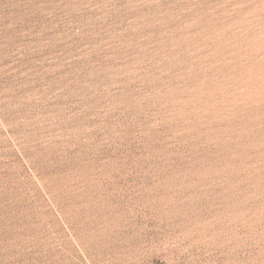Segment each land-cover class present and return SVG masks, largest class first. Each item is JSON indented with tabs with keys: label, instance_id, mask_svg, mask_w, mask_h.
I'll use <instances>...</instances> for the list:
<instances>
[{
	"label": "rangeland",
	"instance_id": "374dc122",
	"mask_svg": "<svg viewBox=\"0 0 264 264\" xmlns=\"http://www.w3.org/2000/svg\"><path fill=\"white\" fill-rule=\"evenodd\" d=\"M0 264H264V0H0Z\"/></svg>",
	"mask_w": 264,
	"mask_h": 264
}]
</instances>
